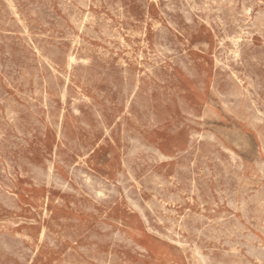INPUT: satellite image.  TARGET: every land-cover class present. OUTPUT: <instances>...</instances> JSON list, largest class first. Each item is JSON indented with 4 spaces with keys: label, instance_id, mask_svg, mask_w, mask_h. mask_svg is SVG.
<instances>
[{
    "label": "rangeland",
    "instance_id": "374dc122",
    "mask_svg": "<svg viewBox=\"0 0 264 264\" xmlns=\"http://www.w3.org/2000/svg\"><path fill=\"white\" fill-rule=\"evenodd\" d=\"M263 19L0 0V264H264Z\"/></svg>",
    "mask_w": 264,
    "mask_h": 264
},
{
    "label": "bare ground",
    "instance_id": "6f19581e",
    "mask_svg": "<svg viewBox=\"0 0 264 264\" xmlns=\"http://www.w3.org/2000/svg\"><path fill=\"white\" fill-rule=\"evenodd\" d=\"M229 1V0H228ZM92 2V1H91ZM175 2V1H174ZM220 2V1H219ZM76 3V2H75ZM168 3V2H167ZM210 4V3H209ZM218 4V3H217ZM182 5V4H181ZM193 5V4H192ZM211 5V4H210ZM196 6V5H195ZM108 8V7H107ZM186 8V7H185ZM190 8H191V6H190ZM232 9V8H231ZM65 10V9H64ZM111 10V9H110ZM172 10V9H171ZM121 11V10H120ZM182 11V10H181ZM198 11V10H197ZM231 12H232V10H231ZM258 12H260V11H258ZM74 13V12H73ZM207 13V12H206ZM257 13V12H256ZM67 14V13H66ZM188 15V14H187ZM8 16V15H7ZM16 18V17H15ZM35 18V17H34ZM73 18V17H72ZM147 18V17H146ZM256 18V17H255ZM231 19V18H230ZM239 19V18H238ZM205 20V19H204ZM264 20V19H263ZM37 21V20H36ZM149 21V20H148ZM206 22H207V20H206ZM90 23H92V22H90ZM222 25V24H221ZM89 26V25H88ZM129 27V26H128ZM107 28V27H106ZM75 29V28H74ZM112 29V28H111ZM92 31V30H91ZM123 32V31H122ZM128 32V31H127ZM154 32V31H153ZM105 33V32H104ZM93 34V33H92ZM105 35V34H104ZM85 37H87V36H85ZM28 44V43H27ZM161 44V43H160ZM84 45V44H83ZM106 45V44H105ZM110 46V45H109ZM162 47V46H161ZM166 48V47H165ZM92 49V48H91ZM156 49V48H155ZM98 51V50H97ZM136 53V52H135ZM102 54V53H101ZM130 55V54H129ZM165 55V54H164ZM37 56H38V54H37ZM105 56V55H104ZM139 57V56H138ZM166 57V56H165ZM109 58V57H108ZM149 60V59H148ZM15 63V62H14ZM117 64V63H116ZM144 65V64H143ZM133 66V65H132ZM142 67V66H141ZM227 68V67H226ZM72 74V73H71ZM234 74V73H233ZM152 75V74H151ZM47 76V75H46ZM49 77V76H48ZM262 77V76H261ZM142 78V77H141ZM242 79H243V77H242ZM126 81V80H125ZM68 82V81H67ZM70 82V81H69ZM157 87V86H156ZM94 90V89H93ZM38 91V90H37ZM97 91V90H96ZM104 92V91H103ZM50 93V92H49ZM248 93V92H247ZM160 96V95H159ZM232 96V95H231ZM162 97H163V95H162ZM158 99V98H157ZM23 104V103H22ZM8 109V108H7ZM126 109V108H125ZM250 109V108H249ZM257 110V109H256ZM4 113V112H3ZM127 113V112H126ZM131 116V115H130ZM263 116V115H262ZM5 119V118H4ZM135 127V126H134ZM126 128V127H125ZM261 131V130H260ZM143 134V133H142ZM208 140V139H207ZM131 143V142H130ZM136 145V144H135ZM216 150V149H215ZM121 151V150H120ZM123 152V151H122ZM210 152V151H209ZM218 156V155H217ZM225 158V157H224ZM224 162V161H223ZM225 163V162H224ZM241 165V164H240ZM201 166V165H200ZM224 166V165H223ZM177 168H179V167H177ZM176 169V168H175ZM225 169L227 170V168L225 167ZM153 173V172H152ZM262 173V172H261ZM260 173V174H261ZM67 175V174H66ZM83 175V174H82ZM163 179V178H162ZM130 180V179H129ZM258 183V182H257ZM253 184V183H252ZM155 186H157V185H155ZM256 186V185H255ZM123 190V189H122ZM127 190V189H126ZM78 191V190H77ZM79 192V191H78ZM153 193H155V192H153ZM254 193V192H253ZM157 195V194H156ZM33 196V195H32ZM186 196V195H185ZM153 198H154V196H153ZM187 198V197H186ZM42 200V199H41ZM128 201V200H127ZM217 201V200H216ZM92 202V201H91ZM134 202V201H133ZM101 203V202H100ZM163 203V202H162ZM170 203V202H169ZM174 203V202H173ZM36 204V203H35ZM104 208V207H103ZM25 210V209H24ZM105 215V214H104ZM201 221V220H200ZM238 221V220H237ZM210 226V225H209ZM263 226V225H262ZM20 236V235H19ZM76 238V237H75ZM203 238V237H202ZM27 239V238H26ZM51 239V238H50ZM192 240V239H191ZM246 241H248V240H246ZM56 242V241H55ZM180 242V241H179ZM191 242V241H190ZM253 244V243H252ZM197 248V247H196ZM213 250V249H212ZM218 250V249H217ZM219 252H221V251H219ZM211 254H212V252H211ZM221 254V253H220ZM239 257V256H238ZM66 258V257H65ZM65 260V259H64ZM205 262H206V260H205ZM209 262V261H208ZM219 262V261H218Z\"/></svg>",
    "mask_w": 264,
    "mask_h": 264
}]
</instances>
